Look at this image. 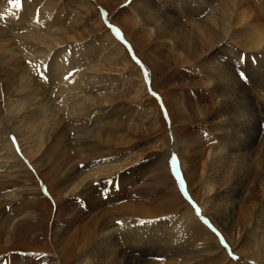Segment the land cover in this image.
Here are the masks:
<instances>
[{
    "label": "bare ground",
    "instance_id": "6f19581e",
    "mask_svg": "<svg viewBox=\"0 0 264 264\" xmlns=\"http://www.w3.org/2000/svg\"><path fill=\"white\" fill-rule=\"evenodd\" d=\"M166 1L169 11L165 10ZM50 6L44 8L45 13ZM130 6L135 16L131 25L137 28L139 37L153 39L158 51L169 50L178 64H191L198 75L197 84L203 87L202 114L213 119L218 131L209 137H202L199 132L193 141L188 140L187 147L199 140L200 152L193 166L201 165L200 185L208 196L197 208L206 218L201 221V215H192L152 221L137 209L125 208L119 214L122 218L88 229L83 247L93 240L92 249L80 264H219L223 256L228 258L226 264H243L234 252L235 232L239 234V253L254 258L257 240L264 253V0H132ZM21 9L15 3L9 38L0 39V73L5 67L9 78L0 84L6 99V115L0 116V181L4 182L8 172L28 173L33 168L34 147L43 149L51 139L58 144L54 148H61L60 152H54L51 140L39 167L68 153L74 146L69 142L74 135L73 142L95 141L98 115L94 113L101 109L102 100L107 108L109 101L97 96L98 90L92 86L100 79L99 72L88 70L94 54L88 51L87 56L77 47L70 49L74 46L70 38L52 27L56 20L36 22L30 16L16 24ZM15 24L23 29L16 37ZM62 35L65 48L61 45ZM113 41L119 46L116 39ZM114 53L117 56L121 51L116 47ZM243 54L244 66L240 62ZM122 60L128 62L125 54ZM73 69L76 70L68 74ZM241 70L247 74V81L240 78ZM103 89L102 95L107 93L105 86ZM61 112L64 138L61 131H56L55 120ZM52 115L56 118L50 121ZM82 146L74 154L85 158L89 154ZM14 149L23 154L22 160ZM208 149L205 161L201 160ZM172 152L177 167V150ZM67 155L73 160L72 154ZM110 165L96 164L88 177L101 176ZM103 187L108 199L120 192L107 184ZM77 188L79 185L73 191ZM84 200L94 204L98 198L89 195ZM105 200L103 197L100 201ZM65 210L67 207L62 209ZM24 216L35 218L32 212H25ZM211 226L220 231L228 248ZM180 234L193 236L194 243H187ZM160 251L166 252L168 261L157 260ZM36 260L23 262L34 264ZM251 262L255 264L254 260Z\"/></svg>",
    "mask_w": 264,
    "mask_h": 264
},
{
    "label": "rangeland",
    "instance_id": "374dc122",
    "mask_svg": "<svg viewBox=\"0 0 264 264\" xmlns=\"http://www.w3.org/2000/svg\"><path fill=\"white\" fill-rule=\"evenodd\" d=\"M17 1L0 0L2 40L9 38L7 32H10L14 25V5ZM131 2V0H24L16 24L28 20L30 16H34L36 22L40 19L45 23L48 21L54 23L56 20L52 27L54 31L56 29L62 31L70 38L74 45L70 49L77 47L87 56L88 51L94 54L93 63L87 64L88 70L99 72L100 79L92 82V86L98 90L95 92L97 96L106 97L109 101L107 108L104 107L102 100L101 109L94 113V116L98 115L94 131L96 138H93L95 141L89 142V139H86L73 142L75 135L74 129H71L74 137L69 142L74 146L68 153L73 155V160L71 157L68 158L66 153L50 161L48 165L39 167L46 156L44 150L51 140L54 142L50 145L54 152L56 154L60 152L61 148H54V145L58 144L51 139L45 142L43 149L39 146L34 147V160L31 163L33 168L28 173L8 172L7 175L10 176L5 177L8 182L0 181V264H24V259L35 258L37 260L34 264H80L81 258L92 249L90 245L93 244V240L83 247V241L89 234L88 229L92 227L93 230L100 226L101 222L107 223L115 218H122L119 214L123 209H137L152 221H164L175 216L197 215L195 207H199L207 198L208 193L200 185L203 176L201 165L193 166L197 163L195 156L200 152L199 140L197 144L187 147L188 140L193 141L199 132L202 137H209L218 131L213 119L202 114L201 109L205 104L201 97L203 87L197 84L198 75L193 72L191 64L186 65L185 62L178 64L169 50L158 51V44L153 39L139 37L137 28L131 25L135 19ZM48 6L54 9L49 8L45 13L44 8ZM165 8L166 11L170 9L167 1ZM102 9L107 10L112 25L124 33L134 54L144 62L145 71L136 60L135 62L131 60L128 49L126 48V51L107 28L101 16ZM16 24L15 37L23 31ZM114 39L119 46H116ZM61 42L62 48H65L67 44L64 35ZM90 45L93 46L90 48ZM116 47L121 53L114 56ZM122 54L126 55L128 62L122 60ZM243 57L244 54L241 60ZM2 69L3 73H0V76L3 77H0V84L9 79L4 72L6 68ZM147 79L151 80L152 89L161 95L172 123L170 130L166 125L167 119L165 118V121L162 117L160 106L148 92ZM104 86L107 93L102 95L105 92ZM5 101L0 92V116L3 118L6 115ZM178 109H181V112ZM55 118L56 116L52 115L50 121ZM55 121L56 131H61L60 136L64 138L62 112ZM90 144H93V151L90 150ZM82 145L87 149L86 154H89L85 155L87 158H80L74 154L75 149ZM172 150H177L178 154L175 153V156L179 158L176 165L183 173L191 203L182 195L176 174L171 167L174 158ZM208 153L209 149L205 151L201 160L205 161ZM95 161L96 164L111 165L107 166L108 169L102 173L103 176L88 177L96 165ZM36 176L45 187L37 184ZM86 176L88 178L83 180ZM116 181L120 182L119 194L113 199L100 201L104 197L103 192L106 191L103 184L113 188ZM76 185H79V188L74 192ZM41 190H47L51 196L42 194ZM89 195H96L97 202L85 203L84 199ZM78 200L80 203L76 204ZM64 207H67V210L62 211ZM25 212H32L35 218L27 219L28 217L24 216ZM72 214L77 215L76 219ZM200 215L205 214L201 212ZM180 236L189 244L195 241L191 235ZM257 242L259 241H256V253L254 258H251L237 251L239 234L234 233L233 248L235 254L241 258L239 260L241 263L250 264L249 261L254 260L255 264H264L261 243ZM4 253L9 257L6 258ZM167 256L165 251H160L157 260L166 262ZM227 260L228 258L223 256L219 264H226Z\"/></svg>",
    "mask_w": 264,
    "mask_h": 264
},
{
    "label": "snow or ice",
    "instance_id": "6c2138e0",
    "mask_svg": "<svg viewBox=\"0 0 264 264\" xmlns=\"http://www.w3.org/2000/svg\"><path fill=\"white\" fill-rule=\"evenodd\" d=\"M173 165H175V160L173 159ZM177 175H179V173H177ZM181 183H183V181H181Z\"/></svg>",
    "mask_w": 264,
    "mask_h": 264
}]
</instances>
